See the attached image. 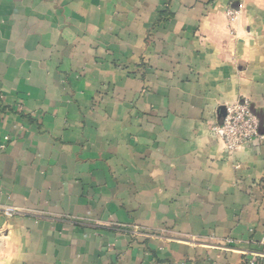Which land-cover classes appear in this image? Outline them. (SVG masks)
<instances>
[{"label": "crops", "instance_id": "obj_1", "mask_svg": "<svg viewBox=\"0 0 264 264\" xmlns=\"http://www.w3.org/2000/svg\"><path fill=\"white\" fill-rule=\"evenodd\" d=\"M243 99L261 137L228 151ZM0 137V264H244L264 0H0Z\"/></svg>", "mask_w": 264, "mask_h": 264}, {"label": "built area", "instance_id": "obj_2", "mask_svg": "<svg viewBox=\"0 0 264 264\" xmlns=\"http://www.w3.org/2000/svg\"><path fill=\"white\" fill-rule=\"evenodd\" d=\"M228 14L233 20L234 11L229 10ZM258 127V117L250 108L249 102L243 99L225 107L224 116L212 126V131L222 141L225 149L233 151L250 140L261 137ZM6 140L7 137H0V150L4 149ZM4 212L7 216H12L17 213V208L9 207ZM244 264H264V252H247Z\"/></svg>", "mask_w": 264, "mask_h": 264}, {"label": "water", "instance_id": "obj_3", "mask_svg": "<svg viewBox=\"0 0 264 264\" xmlns=\"http://www.w3.org/2000/svg\"><path fill=\"white\" fill-rule=\"evenodd\" d=\"M224 114H225V109L223 108V109L221 110V117H223Z\"/></svg>", "mask_w": 264, "mask_h": 264}]
</instances>
